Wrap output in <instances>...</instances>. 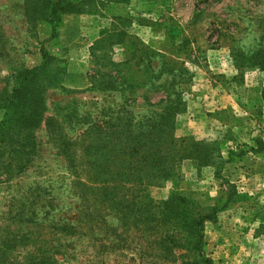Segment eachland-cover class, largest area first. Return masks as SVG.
<instances>
[{"label": "rangeland", "instance_id": "rangeland-1", "mask_svg": "<svg viewBox=\"0 0 264 264\" xmlns=\"http://www.w3.org/2000/svg\"><path fill=\"white\" fill-rule=\"evenodd\" d=\"M35 7L0 0V106L56 59L30 155L0 173V264H264V0H94L55 36ZM150 147L173 169L148 208L104 204L98 182L81 202L77 176L115 200L144 176L104 169Z\"/></svg>", "mask_w": 264, "mask_h": 264}, {"label": "trees", "instance_id": "trees-1", "mask_svg": "<svg viewBox=\"0 0 264 264\" xmlns=\"http://www.w3.org/2000/svg\"><path fill=\"white\" fill-rule=\"evenodd\" d=\"M108 1L112 2V0ZM25 2H30L32 8L36 5V12L40 15H44L48 12L51 13V17L48 21L52 24V35H54L55 30L61 25L65 16L88 14L90 10H86V8L90 9V4H92L94 0H25ZM42 54V65L22 73L20 79H18L17 88L13 91L10 98L0 106V110L3 111V116L0 121V173L5 171V175H10L18 170L24 161L28 159L26 157L30 154L26 152L29 145H33L32 142L28 144V140L31 139L30 131L34 130L41 122L42 112H38V109L41 110V108L37 105L40 94L36 84L42 72H46L47 67L50 64L49 62L56 60L55 58L50 57L44 50H42ZM17 107L20 108V112H16L15 109ZM160 149V147L155 149L150 147L149 150L153 152L155 151V153L152 154L153 159H150V161H143L140 158L135 159L131 156L134 160H131L124 168L121 166L123 165L121 162L114 165H112L113 162H111L107 166L109 169H104V173L106 174L113 173L111 171H114L113 169L115 168L116 171H129L144 176L142 180L134 179L133 183L130 182V186L128 184H122L120 186L122 190L120 191L123 192V194L121 197L115 196V200H113V197H110L112 192H110L111 188L108 184V182H112L113 180H100L101 177L95 175L92 177L91 182V178L89 177L84 180L80 176H77L76 186L78 188H80V186L82 187V189L80 188L81 192L79 194V199L82 203L88 204L90 198L94 197V193H92L93 186H90L91 184H96V182H98V184L103 186L102 194H104V198L102 202L104 204H109L110 206L121 205L122 208L130 211L139 204L148 208L152 203L151 197L148 195V192L146 194L143 192L146 190L148 191V188H150L153 181L164 177L167 178L172 174L173 163L164 158H158L161 157L159 152ZM32 150L34 151V148H32ZM138 150L139 148L136 149V151ZM95 156L91 157L89 155L87 158V167L89 171L93 170L91 161L94 159L96 160ZM14 160H16L18 164H13ZM89 166H91V169ZM138 184L141 187L139 189L141 194L136 195L135 192L137 189L133 188V186H137ZM138 198H141L142 200L136 201ZM184 203H186V201L180 195L173 194L170 199L162 203V206L171 208L172 206L177 207ZM172 214L176 219H181V214H179V212H172ZM134 220L135 218L133 217V221ZM182 221L183 219L180 220V222Z\"/></svg>", "mask_w": 264, "mask_h": 264}, {"label": "crops", "instance_id": "crops-1", "mask_svg": "<svg viewBox=\"0 0 264 264\" xmlns=\"http://www.w3.org/2000/svg\"><path fill=\"white\" fill-rule=\"evenodd\" d=\"M83 17L82 16H76V15H73V16H65L62 20V23L60 25V29H62V27H66V23L68 20H74V22H77L79 21V19H82Z\"/></svg>", "mask_w": 264, "mask_h": 264}]
</instances>
